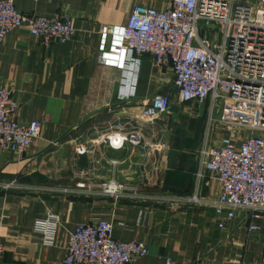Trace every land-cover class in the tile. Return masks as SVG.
<instances>
[{"label":"crops","instance_id":"obj_1","mask_svg":"<svg viewBox=\"0 0 264 264\" xmlns=\"http://www.w3.org/2000/svg\"><path fill=\"white\" fill-rule=\"evenodd\" d=\"M167 2L16 0L21 13L71 18L76 32L71 40L49 46L23 27L9 31L0 40V87L12 91L13 99L18 100L19 121L38 120L42 124L40 136L33 139L25 154L0 146V182L18 183L9 190L0 187V243L4 248L0 264H67L70 234L79 224L96 217L112 222L116 238L148 245L149 254L141 257L138 264H190L196 259L205 264H264V219L258 222L260 230L251 233L241 223L245 213L237 211V218L220 228L213 207L184 199L196 193L216 198L220 190L216 178L208 176L198 182L196 175L201 148L205 144L220 147L230 134L222 125L211 126V102L180 101L171 71L160 70L148 56L141 58L134 94L122 99L124 70L101 61L105 26L126 25L136 6L160 9ZM158 91L171 101L170 110L158 121L169 148L157 160L160 186L150 181L142 189L146 195L165 194L176 201L128 197L115 200L95 192L64 194V185H83L93 178L97 182L108 179L140 185L144 177L139 174L141 169L138 171L141 148L130 143L119 149L96 144L95 152L87 154V169H81L77 165V147L92 142L91 138L84 139L85 130L106 115L114 127L141 121L133 113ZM215 113L220 118L222 107ZM110 126L106 131L111 130ZM249 133L239 130L233 141L239 145ZM103 159L112 168L103 173L101 164L94 169L98 176L88 175V169L93 170L90 162ZM150 169L151 165L144 168L145 179L155 177ZM47 212L61 219L53 245L44 244L34 232L36 218Z\"/></svg>","mask_w":264,"mask_h":264},{"label":"built area","instance_id":"obj_2","mask_svg":"<svg viewBox=\"0 0 264 264\" xmlns=\"http://www.w3.org/2000/svg\"><path fill=\"white\" fill-rule=\"evenodd\" d=\"M212 23L220 28V41H212L205 35L213 29ZM22 27L46 46L69 41L76 32L73 20L67 16L25 14L17 10L16 0H0V40L9 31ZM100 51L103 64L124 70L122 99L134 94L141 58L148 56L160 70L171 71L180 101L211 102V126L222 125L230 134L220 147L205 144L201 148L196 175L198 182L208 176L216 178L220 190L216 198H203L196 193L184 199L213 207L220 228H225L237 218V211H242L245 216L241 223L249 232H258L261 228L258 222L264 219V0L256 4L241 0H169L160 9L136 6L126 25L103 28ZM219 106L222 113L217 118L215 112ZM19 108L12 91L0 87V146L23 155L33 139L40 136L42 124L38 120L19 121L16 117ZM170 108L171 101L155 92L142 108L146 120L125 123L120 125L119 132L99 136V144L109 142L112 148L119 149L130 143L146 152L145 156L141 155L143 162L138 164L139 174L141 177L144 174L140 185L102 182L105 193L116 198L176 201L174 196L165 194H141L142 186L150 181L153 186H160L157 160L169 147L158 121ZM150 130L152 142L144 144ZM239 130L250 133L238 145L233 137ZM88 147L82 146L78 152L93 153V147ZM147 164L152 165L154 178L145 179L142 166ZM95 165L92 160L93 170L88 169V175L98 176ZM90 183L89 194L100 189L95 178ZM0 187L9 190L18 187V183L0 182ZM60 221L58 214L47 212L36 218L34 232L44 244L53 245ZM3 254L0 243V259ZM148 254L144 241L120 240L115 237L110 220L96 217L79 224L70 234L65 261L67 264H138ZM190 264L205 263L196 259Z\"/></svg>","mask_w":264,"mask_h":264},{"label":"rangeland","instance_id":"obj_3","mask_svg":"<svg viewBox=\"0 0 264 264\" xmlns=\"http://www.w3.org/2000/svg\"><path fill=\"white\" fill-rule=\"evenodd\" d=\"M242 2H245V3H251V4H256L257 2H258V0H241ZM210 27H212L213 29L212 30H209V31H207L206 33H205V35H206V37L208 38V39H210V40H212V41H220V39H221V35H220V28H219V26L218 25H216L215 23H212L211 25H210ZM133 115L136 117V118H139V120H146L147 118L144 116V114H143V109L141 108L139 111H137L136 113H133ZM111 119V117H109L108 115H106V117L105 118H103V120L100 122V123H97V124H95V125H90L91 127L90 128H88V129H86L85 130V134H84V139L85 140H87L86 138H91V140H92V142L90 141L89 142V145H90V147L92 146V147H96L95 145L96 144H99V141H97V139H99V136L100 135H106V134H113V133H115V132H119V128L121 127L119 124H118V126L117 127H114V126H112L113 124H114V122H112L111 123V126L109 125L110 124V120ZM122 121H125L124 119H123V117L122 118H120ZM124 125V124H123ZM109 126H110V128H111V130L108 132V131H106L108 128H109ZM93 127L95 128L94 130H93ZM149 132V131H148ZM149 138H151V137H149ZM143 142H144V140H143ZM152 141H151V139H148V136L146 137L145 136V142H144V144L146 143V144H149V143H151ZM101 143V142H100ZM101 144H103V143H101ZM105 146H110V143L109 142H106L105 144H104ZM81 146H86L85 144H83V143H81L77 148H81ZM87 148H89L88 147V144H87V146H86ZM135 147V146H134ZM98 148V147H97ZM95 152V151H94ZM97 153V152H96ZM142 155L143 156H145L146 155V152L144 151V150H142ZM98 159V158H97ZM142 160V161H141ZM95 162H96V165H95V167H96V170L97 169H99V165H101L102 163H101V161H97V160H95ZM141 162H143V158H141L140 159V161L138 162V164H140ZM90 165V164H89ZM151 165V164H150ZM98 166V167H97ZM148 166V165H147ZM152 166V165H151ZM144 166H142V169L144 170ZM138 171H139V168H138ZM80 175L78 174L77 175V177H79ZM12 182V181H11ZM102 182H107V183H110L111 184V182H114V181H112V180H108V179H105V180H101L100 182H97L96 181V185H98L99 187H100V189L99 190H95L94 188V190H95V193L96 194H101V196L102 197H105V196H109V197H112V198H114L115 200L117 199H119V198H116L115 196H112V195H109L108 193H105V190H106V188H102L103 187V184H102ZM122 182H124V181H122ZM83 185H81V183L78 185V186H75L72 182H70L68 185L66 184V185H64V187L62 188V192L64 193V194H66V195H76V196H79V195H89V189H88V186H90L91 187V183H90V181H85L84 183H82ZM110 184H108V185H110ZM101 185V186H100ZM131 186H134L133 184H130V186L129 187H131ZM130 193H128V194H126V196L127 195H129ZM141 194H144L143 192L141 193ZM159 195H161V194H159ZM159 195H156V196H159ZM128 198L129 199H131V198H133V197H129L128 196Z\"/></svg>","mask_w":264,"mask_h":264},{"label":"water","instance_id":"obj_4","mask_svg":"<svg viewBox=\"0 0 264 264\" xmlns=\"http://www.w3.org/2000/svg\"><path fill=\"white\" fill-rule=\"evenodd\" d=\"M88 162H89V159H88V155L86 153L79 154L78 160H77V165H78L79 168L86 169L87 166H88ZM101 163L104 166L103 173H107V169L112 168V164L110 162H108L106 159H103L101 161ZM127 166H128V164L124 165V166H121V167H127Z\"/></svg>","mask_w":264,"mask_h":264}]
</instances>
